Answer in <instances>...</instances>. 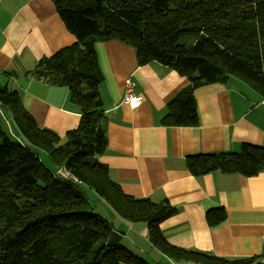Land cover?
Instances as JSON below:
<instances>
[{
	"label": "trees",
	"instance_id": "trees-1",
	"mask_svg": "<svg viewBox=\"0 0 264 264\" xmlns=\"http://www.w3.org/2000/svg\"><path fill=\"white\" fill-rule=\"evenodd\" d=\"M50 1L75 42L39 60L32 75L65 87L80 119L60 138L37 126L15 92L0 87V105L26 143L0 129V264H147L122 246L121 235L108 222L87 211L80 188L96 194L119 219L143 223L150 245L172 264H259L253 258H220L169 244L160 224L175 209L167 201L126 196L109 178L97 160L107 141L95 45H131L138 66L158 62L186 77L189 84L167 104L160 124L194 127V95L205 85L235 78L264 99V0ZM43 154L52 169L41 162ZM187 161L194 176L219 171L253 177L264 172V147L244 143L238 152ZM205 219L215 227L225 212L210 210Z\"/></svg>",
	"mask_w": 264,
	"mask_h": 264
},
{
	"label": "crops",
	"instance_id": "crops-1",
	"mask_svg": "<svg viewBox=\"0 0 264 264\" xmlns=\"http://www.w3.org/2000/svg\"><path fill=\"white\" fill-rule=\"evenodd\" d=\"M74 42L50 0H0V87L15 92L38 127L63 139L78 126L79 110L65 87L51 86L32 72L39 60ZM95 53L103 77L98 89L107 141L97 160L109 178L126 196L167 201L175 209V215L160 224L169 244L264 264V172L253 177L219 171L194 176L187 167L191 156L238 152L244 143L264 147V99L230 78L196 90V126H162L167 104L189 80L158 62L138 66L134 48L125 43H97ZM127 79L143 98L133 110L122 102ZM0 125L3 134L26 145L1 105ZM219 208L225 220L209 227L206 213ZM118 220L124 223L122 240L139 247L134 239L139 237L152 247L144 225Z\"/></svg>",
	"mask_w": 264,
	"mask_h": 264
},
{
	"label": "rangeland",
	"instance_id": "rangeland-1",
	"mask_svg": "<svg viewBox=\"0 0 264 264\" xmlns=\"http://www.w3.org/2000/svg\"><path fill=\"white\" fill-rule=\"evenodd\" d=\"M242 86H244V83L242 84ZM248 90L256 94V92H254L252 89L248 88ZM1 129L5 133H8L6 132V128L4 124H3V128L1 126ZM40 159H41V162H43L44 166H46L49 169H52L49 159L44 154L40 155ZM79 190L83 192V194L85 195L88 201V209H87L88 212L96 214L97 216H99L100 218L108 222L111 226L115 223L117 233L125 232V229L123 228L124 223L118 220V217L113 213V211L109 208V206L103 200H101L96 194H93L90 190L86 188H80ZM113 218H114V221H113ZM140 224L144 225L143 223H140ZM127 227L128 226L125 223L126 230H127ZM129 232H131V235L133 236L136 235L132 231H129ZM131 238H134V237H131ZM134 239L137 241L136 243L139 245V247L142 250L139 247H137V245H133L132 243L128 242L126 239L122 240L121 244L127 251L142 258L147 264H172V262H170L163 254L158 252L156 249L150 247L149 244L145 242V240L139 237H136Z\"/></svg>",
	"mask_w": 264,
	"mask_h": 264
},
{
	"label": "built area",
	"instance_id": "built-area-1",
	"mask_svg": "<svg viewBox=\"0 0 264 264\" xmlns=\"http://www.w3.org/2000/svg\"><path fill=\"white\" fill-rule=\"evenodd\" d=\"M135 83L131 79L125 81L122 102L127 104L131 110L137 108L142 103L143 98L134 93ZM63 175V174H62ZM64 176V175H63Z\"/></svg>",
	"mask_w": 264,
	"mask_h": 264
}]
</instances>
